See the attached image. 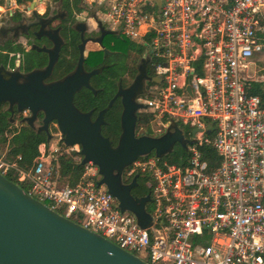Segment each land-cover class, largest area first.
<instances>
[{"label":"built area","instance_id":"2783aa9c","mask_svg":"<svg viewBox=\"0 0 264 264\" xmlns=\"http://www.w3.org/2000/svg\"><path fill=\"white\" fill-rule=\"evenodd\" d=\"M82 1L92 24L110 23L108 29L143 46L161 80L141 110L160 125L157 132L182 122L193 140L188 155L171 163L149 154L124 169L127 183L146 178L152 203L146 228L99 185L92 161L75 185L53 179L56 155L80 151L79 144L41 142L29 169L0 154V172L151 264H264V98L250 92L253 82L264 85V75L249 72L264 56V0Z\"/></svg>","mask_w":264,"mask_h":264},{"label":"water","instance_id":"95a60500","mask_svg":"<svg viewBox=\"0 0 264 264\" xmlns=\"http://www.w3.org/2000/svg\"><path fill=\"white\" fill-rule=\"evenodd\" d=\"M58 50L59 47L51 53L47 68L26 75L0 68V103L7 102L12 114L15 109L19 112L28 109L31 114L22 121L33 128L42 113L38 130L46 132L48 141L52 139L49 125L56 121L66 145H81V164L92 161L98 165L102 174L99 185L107 186L119 200L121 210L132 211L141 227L150 226L152 217L146 210L150 194L133 196L131 189L138 185V176L125 183L122 173L139 157L155 153L161 158L171 153L177 142L187 148L193 140L186 138L175 122L171 126L173 130L161 136L137 135V112L145 108L136 101L145 74L141 70L129 87L118 92L123 95L122 131L117 145L113 146L101 133V124L114 98L95 120L91 118V111L83 112L74 103V94L83 86L90 87V76L98 72L85 70L83 45L75 70L60 79L45 81L58 59ZM153 80L160 82L161 79ZM0 264L151 263L59 213L0 172Z\"/></svg>","mask_w":264,"mask_h":264},{"label":"flooded vegetation","instance_id":"af4514ba","mask_svg":"<svg viewBox=\"0 0 264 264\" xmlns=\"http://www.w3.org/2000/svg\"><path fill=\"white\" fill-rule=\"evenodd\" d=\"M14 4L15 7L7 11L3 9V13L0 14V68L23 75L45 69L50 63L51 53L54 54L59 47L58 59L51 67L48 77L45 78L46 82H51L75 70L83 45L85 70L98 72L90 76V87L83 86L74 94V103L83 112L91 111V118L95 120L100 111L106 108L114 98L112 105L104 114L101 133L110 139L113 146L117 145L122 128L116 137L111 129V122L107 119V113L112 110L115 115H119L121 127L123 95H118V92L129 87L141 70H144L145 74L142 78V86L136 93V101L144 104L149 89L155 82L153 79L156 77L153 74L149 56H145L144 52H139L137 49H132L133 41L130 38L105 26H98V32L95 28L92 29V23L89 20L90 12L82 13L83 1L80 7H75L69 0H25L23 2L16 0ZM8 108L9 104L6 102V109L9 110ZM141 111V109L138 110V117ZM19 113L21 118L16 119V124L27 125L22 119L29 116L31 112L24 113L23 110L18 111V115ZM41 114L39 113V119L34 128L38 132H41L38 130L42 124ZM173 123L159 128L157 134L151 135L161 136L172 131ZM51 124L56 125L57 122L52 121L49 128ZM176 124L183 130L179 123ZM131 193L135 197L146 195L145 193L134 194L133 189Z\"/></svg>","mask_w":264,"mask_h":264},{"label":"trees","instance_id":"16d2710c","mask_svg":"<svg viewBox=\"0 0 264 264\" xmlns=\"http://www.w3.org/2000/svg\"><path fill=\"white\" fill-rule=\"evenodd\" d=\"M18 2H23L25 0H17ZM75 7H80L82 0H69ZM4 0H0V4H3ZM264 23V21H263ZM132 49H137L140 52L134 42L131 43ZM251 93L259 94L264 98V85L260 82H253ZM94 100L93 98H91ZM88 100V102H93ZM100 101V100H99ZM103 101V100H102ZM12 114L6 109V103H0V148L7 150L5 153L7 158L11 160H17L18 165L24 169H29L34 163V159L39 154V145L41 142L48 141L47 134L43 131L38 132L34 128L28 125H19L15 123L17 118H21V115L17 116V112ZM43 115L41 114L40 117ZM107 119L111 122V129L115 132V136L121 131L119 123V115H115L114 111L110 110L107 113ZM152 116L145 111H141L137 119L136 133L138 135H151L150 127ZM14 121V122H13ZM63 147L67 145L64 143L62 138ZM208 153L212 156L215 153L212 148H206ZM167 155V154H166ZM81 154L80 151H70V152H60L56 155V159L52 162V174L53 179L58 181H65L69 185H75L84 170V166L81 164ZM168 158L171 162L183 163L185 157L182 159H174L170 153H168ZM9 179H12L8 176ZM139 179V178H138ZM13 180V179H12ZM20 185V184H19ZM22 186L26 191L28 188L24 185ZM150 189H147L145 194H149ZM57 211L61 214L63 212L60 209Z\"/></svg>","mask_w":264,"mask_h":264},{"label":"rangeland","instance_id":"374dc122","mask_svg":"<svg viewBox=\"0 0 264 264\" xmlns=\"http://www.w3.org/2000/svg\"><path fill=\"white\" fill-rule=\"evenodd\" d=\"M11 7H15V4L12 0H4V3L1 4L0 6V14L3 13V9H6V11L11 8ZM1 16V15H0ZM111 26L110 23H107V28H109ZM91 28H95V31L98 32L99 28H98V25H93L91 24ZM135 46L139 49L140 48V52H144V49H143V46L141 44H139L138 41L136 40H133L131 39ZM138 42V43H137ZM153 69V68H152ZM249 72H251L252 76H257V77H262L264 75V56L260 57V59H257L256 61V64L255 65H252V67L250 68ZM147 97V96H146ZM21 115V113H19V116ZM17 116H18V112H17ZM20 118V117H19ZM157 122H152L151 123V127H150V132L151 134H157V127L160 126V125H157L156 124ZM179 124L182 126L183 123L182 122H179ZM16 126H19V124H17ZM50 130L51 132L53 133L52 135V139L50 140V142L48 143V145L50 146L51 144H53L54 147H59V148H63V144H62V134L61 132L59 131V128L57 126V124L53 125L51 124V127H50ZM187 136H190L191 133L189 132V130H186V133H185ZM7 152V150L5 149H1L0 148V154H5ZM172 155V157L174 159H182L184 157H186L188 155V150L187 148H184L180 143H176L175 144V147L173 149V151L170 153ZM150 155H155V153H151ZM168 155V154H167ZM167 155H163L160 159L162 162L164 161H169V158ZM82 157V156H81ZM171 163H176V162H171ZM9 177H11L10 175H8ZM14 179V181H16L18 184L20 185H24L26 186V188H29L28 185L26 183H23V182H20L17 178L15 177H12ZM125 180H126V177H125ZM139 181V184L137 186H134L132 189H133V193L134 194H141V193H145L148 188V186L146 185V178L145 177H139L138 179ZM61 183L63 184H67V182L65 181H61ZM147 208L149 210H151L152 208V203L148 202L147 204ZM58 209H60L63 214L66 213V206L64 204H60L58 206ZM92 229H96V227L94 225H92L91 227ZM148 259V258H147ZM160 264H164V263H160Z\"/></svg>","mask_w":264,"mask_h":264},{"label":"crops","instance_id":"0c3cea01","mask_svg":"<svg viewBox=\"0 0 264 264\" xmlns=\"http://www.w3.org/2000/svg\"><path fill=\"white\" fill-rule=\"evenodd\" d=\"M0 6H1V4H0Z\"/></svg>","mask_w":264,"mask_h":264}]
</instances>
